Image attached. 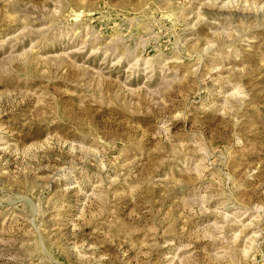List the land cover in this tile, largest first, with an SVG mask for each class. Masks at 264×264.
Instances as JSON below:
<instances>
[{
	"label": "rangeland",
	"instance_id": "1",
	"mask_svg": "<svg viewBox=\"0 0 264 264\" xmlns=\"http://www.w3.org/2000/svg\"><path fill=\"white\" fill-rule=\"evenodd\" d=\"M0 264H264V0H0Z\"/></svg>",
	"mask_w": 264,
	"mask_h": 264
}]
</instances>
